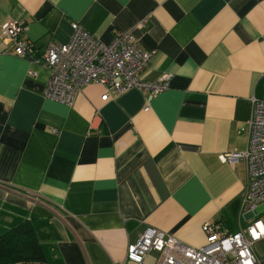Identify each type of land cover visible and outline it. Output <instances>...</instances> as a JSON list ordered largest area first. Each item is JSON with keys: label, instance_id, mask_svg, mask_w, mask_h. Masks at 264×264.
Returning a JSON list of instances; mask_svg holds the SVG:
<instances>
[{"label": "crops", "instance_id": "1", "mask_svg": "<svg viewBox=\"0 0 264 264\" xmlns=\"http://www.w3.org/2000/svg\"><path fill=\"white\" fill-rule=\"evenodd\" d=\"M7 22L39 49L71 22L104 43L130 31L153 52L141 78L172 77L106 101L89 84L67 105L0 42V223L45 221L59 264H136L126 248L146 228L193 247L205 222L238 229L223 221L239 216L247 164L219 155L246 148L250 98L264 99V0H0Z\"/></svg>", "mask_w": 264, "mask_h": 264}, {"label": "built area", "instance_id": "2", "mask_svg": "<svg viewBox=\"0 0 264 264\" xmlns=\"http://www.w3.org/2000/svg\"><path fill=\"white\" fill-rule=\"evenodd\" d=\"M71 36L67 42L52 41L42 49L21 35V22H7L1 26L0 42L13 46V54L26 60L28 74L36 72L31 66L44 67L49 77L44 90L47 98L70 105L83 86L98 84L104 88L101 101L110 98L109 92L120 95L130 89L149 94L168 87L171 73H164L153 81L141 78L153 52L143 49L130 31L115 32L109 43L71 22ZM247 145L242 151L219 155L223 162L234 164L244 160L248 181L241 195L238 229L229 231L215 223L205 222L201 229L205 242L189 246L156 228H146L126 248L125 260L142 264L146 254L158 252L157 264H264L254 245L264 239V219L256 216V208L264 203V99L251 97ZM247 221L240 223L241 214Z\"/></svg>", "mask_w": 264, "mask_h": 264}, {"label": "trees", "instance_id": "3", "mask_svg": "<svg viewBox=\"0 0 264 264\" xmlns=\"http://www.w3.org/2000/svg\"><path fill=\"white\" fill-rule=\"evenodd\" d=\"M49 227L38 217L0 223V264H59Z\"/></svg>", "mask_w": 264, "mask_h": 264}, {"label": "rangeland", "instance_id": "4", "mask_svg": "<svg viewBox=\"0 0 264 264\" xmlns=\"http://www.w3.org/2000/svg\"><path fill=\"white\" fill-rule=\"evenodd\" d=\"M256 216L259 218H264V203H261L257 206ZM238 218H239V216L237 215L236 217L234 216V217H230L228 219H224L223 225L226 226L227 228L235 230L238 227ZM240 223L242 225H245L247 223V221L243 217V213L241 214ZM42 231L46 232L47 229L43 228ZM255 248H256L258 253H260V254L264 253V239H262L261 241H258L255 245Z\"/></svg>", "mask_w": 264, "mask_h": 264}]
</instances>
